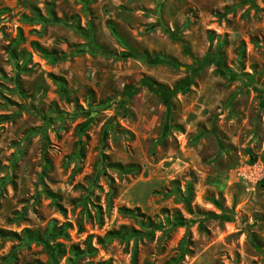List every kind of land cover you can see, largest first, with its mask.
Instances as JSON below:
<instances>
[{
  "label": "rangeland",
  "instance_id": "rangeland-1",
  "mask_svg": "<svg viewBox=\"0 0 264 264\" xmlns=\"http://www.w3.org/2000/svg\"><path fill=\"white\" fill-rule=\"evenodd\" d=\"M263 252L264 0H0V264Z\"/></svg>",
  "mask_w": 264,
  "mask_h": 264
},
{
  "label": "trees",
  "instance_id": "trees-1",
  "mask_svg": "<svg viewBox=\"0 0 264 264\" xmlns=\"http://www.w3.org/2000/svg\"><path fill=\"white\" fill-rule=\"evenodd\" d=\"M177 40H179V39H177ZM180 41V40H179ZM181 42V41H180ZM182 43V42H181ZM91 44L94 46V48H95V50H98V47L97 46H95L92 42H91ZM183 44V43H182ZM132 56L133 57H135V58H140L138 55H136L135 53H132ZM124 57H127L126 55L124 56ZM50 59H51V57H49ZM215 58V62H217L218 63V67H219V69H221V57L220 56H215L214 57ZM66 59V57H62V58H55V57H53V61H63V60H65ZM211 60V58L209 57V56H207V57H205L200 63H196V64H199V66H204V65H206V64H208L209 63V61ZM162 62H164V63H166V64H168L169 66H171V67H177L178 66V64H177V62L176 61H174V60H171V59H165V60H162ZM188 70V69H187ZM58 234L59 235H63L64 233H63V231L61 230V231H59L58 232ZM174 264V263H173Z\"/></svg>",
  "mask_w": 264,
  "mask_h": 264
},
{
  "label": "water",
  "instance_id": "water-1",
  "mask_svg": "<svg viewBox=\"0 0 264 264\" xmlns=\"http://www.w3.org/2000/svg\"><path fill=\"white\" fill-rule=\"evenodd\" d=\"M263 258H264V252H263ZM262 264H264V259H263V261H262Z\"/></svg>",
  "mask_w": 264,
  "mask_h": 264
}]
</instances>
